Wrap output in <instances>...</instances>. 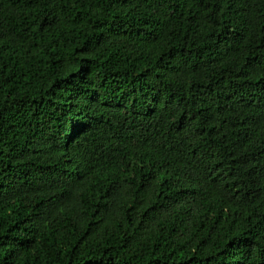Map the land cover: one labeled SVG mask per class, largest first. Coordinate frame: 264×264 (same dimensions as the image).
I'll return each mask as SVG.
<instances>
[{"label": "trees", "instance_id": "16d2710c", "mask_svg": "<svg viewBox=\"0 0 264 264\" xmlns=\"http://www.w3.org/2000/svg\"><path fill=\"white\" fill-rule=\"evenodd\" d=\"M0 264H264V0H0Z\"/></svg>", "mask_w": 264, "mask_h": 264}]
</instances>
